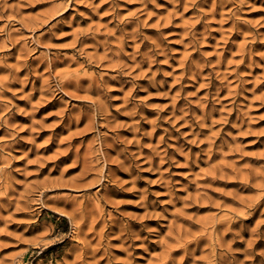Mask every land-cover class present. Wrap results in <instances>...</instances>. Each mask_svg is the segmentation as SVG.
I'll use <instances>...</instances> for the list:
<instances>
[{
	"label": "rangeland",
	"instance_id": "374dc122",
	"mask_svg": "<svg viewBox=\"0 0 264 264\" xmlns=\"http://www.w3.org/2000/svg\"><path fill=\"white\" fill-rule=\"evenodd\" d=\"M0 264H264V0H0Z\"/></svg>",
	"mask_w": 264,
	"mask_h": 264
},
{
	"label": "bare ground",
	"instance_id": "6f19581e",
	"mask_svg": "<svg viewBox=\"0 0 264 264\" xmlns=\"http://www.w3.org/2000/svg\"><path fill=\"white\" fill-rule=\"evenodd\" d=\"M67 81H68L69 83H71V81H70L69 79H68ZM66 83H67L66 80H64V82L61 83V84L63 85V84H66Z\"/></svg>",
	"mask_w": 264,
	"mask_h": 264
}]
</instances>
